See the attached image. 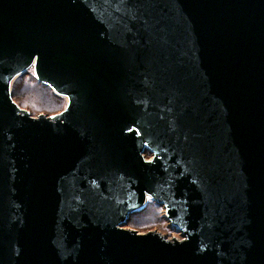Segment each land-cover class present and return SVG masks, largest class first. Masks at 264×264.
<instances>
[{
  "label": "water",
  "instance_id": "1",
  "mask_svg": "<svg viewBox=\"0 0 264 264\" xmlns=\"http://www.w3.org/2000/svg\"><path fill=\"white\" fill-rule=\"evenodd\" d=\"M0 264H264V0H0Z\"/></svg>",
  "mask_w": 264,
  "mask_h": 264
},
{
  "label": "rangeland",
  "instance_id": "2",
  "mask_svg": "<svg viewBox=\"0 0 264 264\" xmlns=\"http://www.w3.org/2000/svg\"><path fill=\"white\" fill-rule=\"evenodd\" d=\"M23 78H36L34 69L30 68L27 74L21 75L14 80L15 82H13L12 87L13 96L15 101L24 109L29 110L33 116H38L40 114L55 115L65 109L68 104V97L57 94L53 89L49 90V94L53 93L55 96H59L60 102H56L55 98L52 97L47 98L41 93V95H32L30 92L34 90L35 87L33 86L27 88L31 94V99L29 97H23L20 91V81ZM36 80L38 79L36 78ZM55 105H57L56 108L52 109L51 107ZM150 156V154H146L147 158H150ZM164 214V208L150 199L145 210L133 214L125 227L136 229L141 233H146L150 230L158 231L169 239L175 237L182 238L181 232L170 225Z\"/></svg>",
  "mask_w": 264,
  "mask_h": 264
},
{
  "label": "trees",
  "instance_id": "3",
  "mask_svg": "<svg viewBox=\"0 0 264 264\" xmlns=\"http://www.w3.org/2000/svg\"><path fill=\"white\" fill-rule=\"evenodd\" d=\"M15 82V81H14ZM29 86H33V87H35L34 88V90L33 91H31L30 93L32 94V95H35V94H38V95H45L47 98L48 97H52V98H55V101L57 102V101H59L60 102V100H59V96H55L53 93H51V94H49V90H51V88L50 87H48L47 85H45V84H43V83H41V82H39L38 80H36V78H23V79H21V81H20V91L22 92V95H23V97H29L30 99H31V94L29 93V91L27 90V88L29 87ZM26 89V90H25ZM20 92V93H21ZM41 93V94H40ZM56 94V93H55ZM56 106L57 105H55L54 107H51L52 109H54V108H56ZM50 108V109H51ZM146 208V207H145ZM145 208L144 209H142L141 211H139V212H142V211H144L145 210Z\"/></svg>",
  "mask_w": 264,
  "mask_h": 264
}]
</instances>
